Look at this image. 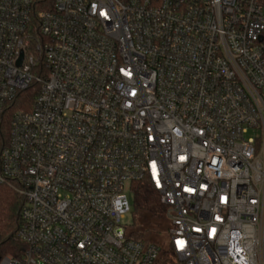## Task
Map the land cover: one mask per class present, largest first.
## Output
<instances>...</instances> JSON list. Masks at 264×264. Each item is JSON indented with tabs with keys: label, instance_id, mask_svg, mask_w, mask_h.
<instances>
[{
	"label": "built area",
	"instance_id": "2783aa9c",
	"mask_svg": "<svg viewBox=\"0 0 264 264\" xmlns=\"http://www.w3.org/2000/svg\"><path fill=\"white\" fill-rule=\"evenodd\" d=\"M143 180L164 245L122 222ZM0 184V264H264V1L0 0Z\"/></svg>",
	"mask_w": 264,
	"mask_h": 264
},
{
	"label": "trees",
	"instance_id": "16d2710c",
	"mask_svg": "<svg viewBox=\"0 0 264 264\" xmlns=\"http://www.w3.org/2000/svg\"><path fill=\"white\" fill-rule=\"evenodd\" d=\"M34 98L35 92L30 88L20 95L19 103H33ZM133 188L135 219L137 217L143 220L157 219V226L166 230L165 205L161 202L159 192L151 186L148 180L136 182ZM21 205L22 198L14 189L9 185L0 184V257L8 253L17 255L24 248V245L17 239V233L22 223ZM159 228L154 231V228L148 226L135 228L131 225L130 234L139 240L151 241L147 236L159 234Z\"/></svg>",
	"mask_w": 264,
	"mask_h": 264
},
{
	"label": "rangeland",
	"instance_id": "374dc122",
	"mask_svg": "<svg viewBox=\"0 0 264 264\" xmlns=\"http://www.w3.org/2000/svg\"><path fill=\"white\" fill-rule=\"evenodd\" d=\"M131 200V212L129 214H127L123 219L122 222L123 224H127L128 226H133L135 228L139 227H143V226H148L150 228H154V231L156 229L159 228V226H157L158 221L157 219H148V220H143L139 217H137V219H135L134 217V201H133V196L130 197ZM136 224V225H135ZM164 225V223H163ZM148 240L157 242L161 245H164V242L166 240V235H165V229L164 228H159V234H149L147 236Z\"/></svg>",
	"mask_w": 264,
	"mask_h": 264
},
{
	"label": "snow or ice",
	"instance_id": "6c2138e0",
	"mask_svg": "<svg viewBox=\"0 0 264 264\" xmlns=\"http://www.w3.org/2000/svg\"><path fill=\"white\" fill-rule=\"evenodd\" d=\"M103 14V13H102Z\"/></svg>",
	"mask_w": 264,
	"mask_h": 264
}]
</instances>
